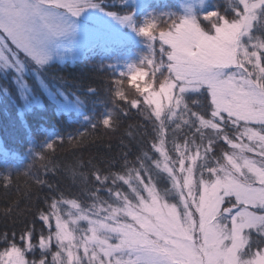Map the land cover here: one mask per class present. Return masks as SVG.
Segmentation results:
<instances>
[{
    "label": "snow or ice",
    "instance_id": "obj_1",
    "mask_svg": "<svg viewBox=\"0 0 264 264\" xmlns=\"http://www.w3.org/2000/svg\"><path fill=\"white\" fill-rule=\"evenodd\" d=\"M97 58L106 99L85 115L99 89L82 97L46 76ZM0 77L21 115L46 104L92 133L141 118L133 158L78 159L64 168L67 189L46 178L65 137L25 128L36 206L4 209L0 264H264V0H0ZM13 182L0 169V187Z\"/></svg>",
    "mask_w": 264,
    "mask_h": 264
},
{
    "label": "trees",
    "instance_id": "obj_2",
    "mask_svg": "<svg viewBox=\"0 0 264 264\" xmlns=\"http://www.w3.org/2000/svg\"><path fill=\"white\" fill-rule=\"evenodd\" d=\"M150 2L163 7L164 5L174 3L175 0H150ZM98 60L99 58L96 60L82 59L57 64L48 71L46 76L51 84L64 89H71L82 97L85 95L86 89L89 86L98 88L97 95H89L87 97L88 106L84 113L85 115H89L93 111L96 113L103 111L102 105L95 102L106 99L105 93L103 92V79L107 73L99 70L97 67ZM54 75L63 76L64 81L53 80L52 77ZM9 80L7 81L3 77H0V137L3 140L4 148L9 152L17 153L18 156L10 160L7 165L0 159V169L10 166L14 181L8 189L0 187V231L4 230L6 223L9 228L11 227V219L6 221L3 216L4 209L8 208L11 202L15 201L18 203L16 211L21 213L26 208H34L36 206V189L32 190L30 196L26 195L25 183L29 180V177L25 173L29 171L36 172L38 167L33 165H38L39 162L33 161L23 150V132L25 128H31L39 138L56 134L65 137L64 144L59 146L55 153L51 155L52 160L60 166V169L56 175L49 174L46 177L50 182L59 184L64 189L72 186L71 176L64 171L67 165L74 164L78 159L86 162L90 158H93L94 163L104 166L107 160L112 158L119 159L121 152L129 150V158L131 159L139 152L138 140L140 139V130L135 125L141 122V118L134 112L123 119L118 131L99 133H92L82 117H73L72 119L62 117L56 114L54 109L48 107L46 104L36 112L26 113L19 117L17 115V104L13 99L3 93V88L7 86L15 94V87L12 85L10 78ZM33 86L36 87L35 84ZM129 125H133V127L130 128ZM85 129H88L90 134L89 142H86L79 148H74L67 142L69 135L76 136L78 133L84 132ZM129 132L132 133L131 136L128 135ZM97 136L102 138L97 139ZM109 144L111 148L108 147ZM85 170H87V165L81 169V171ZM72 190L76 191L77 189L72 187ZM47 191L46 188L41 190L39 192L40 197L42 198ZM28 218L31 219L30 216ZM17 226L19 227V225ZM37 227H39V224Z\"/></svg>",
    "mask_w": 264,
    "mask_h": 264
},
{
    "label": "rangeland",
    "instance_id": "obj_3",
    "mask_svg": "<svg viewBox=\"0 0 264 264\" xmlns=\"http://www.w3.org/2000/svg\"><path fill=\"white\" fill-rule=\"evenodd\" d=\"M166 10V9H165ZM174 10V9H173ZM7 81H10L9 79H6ZM17 115L20 117V116H23V115H21L20 114V112H19V109L17 108ZM0 147H2V148H4L5 146H4V143H3V140H2V138L0 137ZM15 153V152H14ZM18 156V154L16 153V157ZM0 159H1V161H3V159H2V155L0 156Z\"/></svg>",
    "mask_w": 264,
    "mask_h": 264
}]
</instances>
